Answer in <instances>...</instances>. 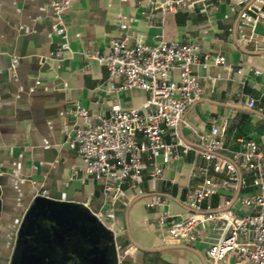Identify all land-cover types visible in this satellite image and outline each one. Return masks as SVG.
Returning <instances> with one entry per match:
<instances>
[{
  "label": "crops",
  "instance_id": "1",
  "mask_svg": "<svg viewBox=\"0 0 264 264\" xmlns=\"http://www.w3.org/2000/svg\"><path fill=\"white\" fill-rule=\"evenodd\" d=\"M153 1L72 0L65 13L72 53L59 60L50 56L61 42L52 30V0H0V264H29L33 253L24 247H36V264H88L82 234L96 223L106 227L94 213L105 211L108 202L101 182L87 173V161L68 144L75 124L70 111L77 101L92 115L107 113L113 102L131 109L142 105L149 92L120 89L121 78L110 79L106 65L87 54L106 52L118 37L154 44L158 34L201 47V61L193 69L203 93L186 111L188 125L181 127L191 149L185 153L180 146L167 165L162 158L148 160L149 168L162 166L159 178L146 170L139 183L127 180L115 203V231L108 229L122 256L118 264H215L207 251L219 237L221 222L198 225L193 245L168 240L166 229L191 213L185 199L202 180L194 174L204 164L197 133L225 125L228 148L253 139L264 149V19L255 24L240 19L246 6L262 4L185 0L177 12L148 17ZM216 55H224L226 63L215 64ZM177 75L175 70L172 76ZM250 98L257 109L248 106ZM237 194L218 190L204 206L217 208ZM39 196L68 204L72 212L56 217L37 209ZM155 197L164 203L148 206ZM232 209L250 211L239 201ZM70 230L83 238V250L69 243ZM225 264L239 261L232 256Z\"/></svg>",
  "mask_w": 264,
  "mask_h": 264
},
{
  "label": "built area",
  "instance_id": "2",
  "mask_svg": "<svg viewBox=\"0 0 264 264\" xmlns=\"http://www.w3.org/2000/svg\"><path fill=\"white\" fill-rule=\"evenodd\" d=\"M245 1L238 0L240 4ZM184 3L185 0H154L146 15L158 17L160 13L177 12ZM71 4L72 0L51 2L52 30L61 42L58 51H52L50 56L59 60L72 53L65 21ZM261 4L246 6L240 14L241 21L255 24L264 19V0ZM120 28L125 30L127 25L120 23ZM156 38L154 44L143 40L131 44L128 37H118L112 39L106 52L96 49L87 54L106 65L110 79L121 78L120 89L139 87L148 91L149 97L142 105L124 109L119 102H113L107 113L92 115L77 101L70 111L75 124L68 144L87 161V173L101 182L108 208L94 214L113 232L115 203L125 182L131 179L139 183L146 170L159 178L162 166L154 164L149 168L148 160L162 158L167 165L179 154L180 146L185 153L191 149L181 138V127L188 125V108L202 97L203 88L193 69L201 61V47L196 41L166 39L162 34ZM212 61L223 65L226 57L216 55ZM18 62L15 57L14 63ZM175 70L178 75L173 77ZM247 103L257 109L255 99L250 98ZM167 135L172 137L171 141ZM225 136L226 126L218 124L209 132L197 133L204 164L196 167L194 174L202 180L186 196L191 213L168 226L166 238L193 245L200 236L196 231L198 225L221 222L219 237L207 251L215 264H225L232 256L239 264H264V149L253 139L241 140L238 149H230L225 145ZM229 189L238 190L235 198H226L217 208L204 206L205 200L218 190ZM235 201L250 211L236 214L232 209ZM163 203L161 197H155L148 206ZM121 261L119 255L118 262Z\"/></svg>",
  "mask_w": 264,
  "mask_h": 264
},
{
  "label": "water",
  "instance_id": "3",
  "mask_svg": "<svg viewBox=\"0 0 264 264\" xmlns=\"http://www.w3.org/2000/svg\"><path fill=\"white\" fill-rule=\"evenodd\" d=\"M44 197L45 196L38 197L34 205L35 208H43L44 212L55 214L56 217H59L60 214L67 216L68 212H72V209L68 208L70 207L68 204L56 203ZM26 231H28V227L25 228L23 232ZM68 234L69 243H71L73 247L78 246L81 250L85 247V245L81 246L83 244L81 239H86L85 258L88 264H98V261H101L99 264H118V251L114 235L101 222L96 223L89 228L86 233H83V238L81 237V239L77 232H72L70 230ZM102 239H104L106 243L101 245Z\"/></svg>",
  "mask_w": 264,
  "mask_h": 264
},
{
  "label": "flooded vegetation",
  "instance_id": "4",
  "mask_svg": "<svg viewBox=\"0 0 264 264\" xmlns=\"http://www.w3.org/2000/svg\"><path fill=\"white\" fill-rule=\"evenodd\" d=\"M21 248H22V247H19V249H21ZM22 250H23V249H22ZM29 250L32 251L31 253H33V254H31L30 257L33 256V258H32V260H30L28 263H29V264H36V247H24V251H26V253H27ZM21 256H24V255L22 254ZM22 259H23V257H20V258H19L20 261H21ZM25 262H27V259H26Z\"/></svg>",
  "mask_w": 264,
  "mask_h": 264
}]
</instances>
